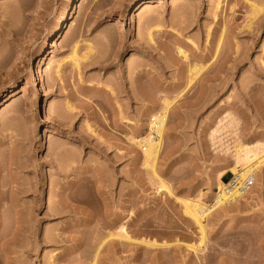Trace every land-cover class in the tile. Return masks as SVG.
Listing matches in <instances>:
<instances>
[{"label": "rangeland", "instance_id": "1", "mask_svg": "<svg viewBox=\"0 0 264 264\" xmlns=\"http://www.w3.org/2000/svg\"><path fill=\"white\" fill-rule=\"evenodd\" d=\"M70 1L0 0V264H264V166L204 240L183 205H210L236 135L264 142V0H80L38 56ZM165 97L158 194L130 138Z\"/></svg>", "mask_w": 264, "mask_h": 264}, {"label": "bare ground", "instance_id": "2", "mask_svg": "<svg viewBox=\"0 0 264 264\" xmlns=\"http://www.w3.org/2000/svg\"><path fill=\"white\" fill-rule=\"evenodd\" d=\"M147 2H149V0H138L136 3L135 12L142 11L144 5ZM79 3L80 0H71L69 2L65 10V14L60 18L54 29L48 35L49 36L48 45L43 46L38 50L37 53L38 56L41 55L47 49H49L51 47L50 44H52V42L58 36L63 34L65 27L67 26L70 19L73 17L72 16L73 10L76 7H78ZM125 12L126 11H123V14H121V16L122 15L124 16ZM253 12L254 14L258 12L257 7L254 5H253ZM149 38L151 41H153V31L149 32ZM178 51L181 56L185 58L187 57L186 51H184V49L178 47ZM78 63L79 61L76 60L75 65L78 66L79 65ZM201 65H195L194 68L191 69V74L189 79L190 85H192L191 83L194 82L199 77L201 72L204 70V66ZM13 95H15V91L11 92V96ZM160 101L161 102L159 103V108L156 109L157 111L154 110L155 112H152L154 114L149 116L150 120L146 122V128L144 129V131L130 138L132 143H134L135 145L134 147L140 149L143 166L152 170L154 175V176L152 175L153 179L156 178L157 181L156 183L158 184V186L156 187L158 194H161L162 192L165 191L170 192V187L164 182L163 179H161L157 175L156 165L160 158V154L163 149V141L168 130L167 127L168 117L174 105V101L170 100L167 97L163 98ZM240 123H241V118L239 116H237L233 112H227L223 117V119L220 118L219 124L212 130L211 138L213 140H216L218 136L221 135L222 131L227 129L228 127L229 128L232 127L234 129V133L236 132L235 133L236 135L238 133V128ZM236 137H235L236 138L235 143L230 147L227 146V148L225 149V152H228L230 157L227 160L225 159L226 161L222 165L223 166L222 169L217 173L218 176L216 177L217 180L215 183L216 190L213 189L211 190L213 196L210 205H205L200 199L186 200L183 204L185 216L191 217L199 225L203 233L202 239L204 238V230H205V225L203 224V222L206 216L212 211L210 208L211 207L213 209L220 208L222 206L227 205L228 203L237 201L241 197H244L243 195L245 194V192H247V190L250 189L251 185L254 183V180L257 178L258 169L264 166V153L261 154V151L264 152V142L263 141L261 142L258 139L254 140L253 142L252 141L245 142V140H243L239 136V134L236 135ZM216 141H218L220 144L223 143L221 136ZM216 141L213 142L216 144ZM225 144L227 145V143ZM225 176L229 177V180L228 178L227 180L223 179ZM126 228L127 227H125V225H122L119 229V232L114 236L117 237L118 239H126V240L131 239ZM140 243L141 244L144 243L148 246H161V245L167 246L166 242L159 243L156 241V239L147 240L145 237L140 240Z\"/></svg>", "mask_w": 264, "mask_h": 264}, {"label": "water", "instance_id": "3", "mask_svg": "<svg viewBox=\"0 0 264 264\" xmlns=\"http://www.w3.org/2000/svg\"><path fill=\"white\" fill-rule=\"evenodd\" d=\"M225 180H227V179L225 178Z\"/></svg>", "mask_w": 264, "mask_h": 264}, {"label": "built area", "instance_id": "4", "mask_svg": "<svg viewBox=\"0 0 264 264\" xmlns=\"http://www.w3.org/2000/svg\"><path fill=\"white\" fill-rule=\"evenodd\" d=\"M251 184V183H250Z\"/></svg>", "mask_w": 264, "mask_h": 264}]
</instances>
